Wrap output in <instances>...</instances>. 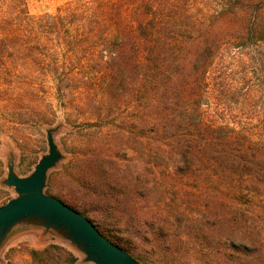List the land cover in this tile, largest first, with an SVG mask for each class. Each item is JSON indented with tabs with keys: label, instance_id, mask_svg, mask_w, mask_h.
Masks as SVG:
<instances>
[{
	"label": "rangeland",
	"instance_id": "1",
	"mask_svg": "<svg viewBox=\"0 0 264 264\" xmlns=\"http://www.w3.org/2000/svg\"><path fill=\"white\" fill-rule=\"evenodd\" d=\"M77 1L26 0L35 16L66 14ZM141 1L89 0L90 31L43 36L38 54L54 55L58 69L0 67V206L17 196L3 184L8 162L30 175L53 128L63 158L44 192L67 191L90 157L117 161L175 223L167 241H140L153 264H264V66L237 43L258 0ZM206 46L212 56L197 57ZM241 151L253 172L234 167ZM49 245L75 259L58 250L33 258ZM49 257L94 264L35 223L14 227L0 247V264Z\"/></svg>",
	"mask_w": 264,
	"mask_h": 264
},
{
	"label": "trees",
	"instance_id": "2",
	"mask_svg": "<svg viewBox=\"0 0 264 264\" xmlns=\"http://www.w3.org/2000/svg\"><path fill=\"white\" fill-rule=\"evenodd\" d=\"M88 1L78 0L66 14L35 16L30 13L26 0H0V67L8 68V64H15L58 69L54 55L46 63L38 54L46 45L43 36L56 35L59 31H79L83 27L90 31L95 23V16L88 8ZM253 6L254 15L247 33L237 43L244 48L242 53L247 54L250 61L264 66V0H258ZM147 8L149 12L153 10L151 5ZM70 44L71 40L68 41V46ZM50 45L54 54L57 51L55 42L52 41ZM212 54V47L206 46L197 57L209 59ZM69 56L74 57L76 54L71 56L69 53ZM199 67L201 65H196L195 70H199ZM148 70L146 75L151 73L152 68ZM234 135L229 132V139ZM241 156H247V152L239 153L234 167L253 172L247 168L249 164ZM123 171L122 165L115 160L90 157L88 164L78 170L76 179L70 182L67 191L57 197L84 214L106 238L131 253L142 264H153L143 252L140 241L145 239L149 244L150 238L167 241L174 235L175 223L162 215L161 210L150 205L148 187L141 186L137 178L134 181L131 177H125ZM55 250L61 255L67 254L71 260L75 259L73 253L58 245H49L43 251L33 250L31 254L37 259L47 257ZM50 262L51 257L46 264Z\"/></svg>",
	"mask_w": 264,
	"mask_h": 264
},
{
	"label": "water",
	"instance_id": "3",
	"mask_svg": "<svg viewBox=\"0 0 264 264\" xmlns=\"http://www.w3.org/2000/svg\"><path fill=\"white\" fill-rule=\"evenodd\" d=\"M53 133V128L47 130L48 152L30 175H17L14 161L8 162L3 184L13 187L17 196L0 206V247L14 227L35 223L47 230L59 231L85 254V262L141 264L131 253L106 238L84 214L44 192L49 170L63 158Z\"/></svg>",
	"mask_w": 264,
	"mask_h": 264
}]
</instances>
